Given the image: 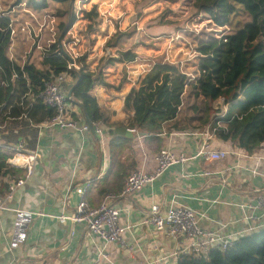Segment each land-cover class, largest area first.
<instances>
[{"label": "crops", "instance_id": "obj_1", "mask_svg": "<svg viewBox=\"0 0 264 264\" xmlns=\"http://www.w3.org/2000/svg\"><path fill=\"white\" fill-rule=\"evenodd\" d=\"M133 62L125 63L126 66L121 68L126 78L119 88L115 86L122 75L120 78L117 73L110 76L111 66H108L102 72L106 77L104 80L112 87L97 85L91 91L108 123L125 119L123 98L138 76L150 67L147 64L127 67ZM194 72L195 75L189 74V84L197 77L196 70ZM194 92L190 86L185 88L172 121L181 130H169L165 124L159 135V147L155 143L143 145L140 137L132 132V141L122 150L121 159L130 165L129 170L141 168L147 175L154 171V156L159 149L166 148L188 157L183 163L170 165L134 196H122L112 202L119 209L118 222L129 227L123 234V245L105 244L89 234L83 223L58 222L55 218L56 215H69L73 210L80 198L74 191L78 187H84L82 198L89 207L102 201L103 196L97 192L96 185L109 168L107 141L111 136L103 132L99 142L88 131L45 130L31 126L26 119L5 120L0 125V140L11 145L22 143L27 152L37 154V159L32 164L31 174L3 203L13 200L17 210H0V264H143L149 261L170 264L174 261L170 253L184 246L185 240L181 236L170 238L144 222L152 205H156L161 213L173 206L188 207L198 216L200 230L224 237L252 232L253 229L247 230L244 217L251 212L249 205L264 201V160L258 158L264 155V143L247 153L212 133L206 141L209 149L226 151L227 156L209 160L197 155L212 116L206 124H200L203 117L199 116L193 103L203 101L193 98ZM185 100L189 104L184 113L191 114L189 119L195 121L188 126H184L185 120L180 117ZM113 103L117 104L116 108H111ZM98 127L106 126L100 124ZM0 152L10 155L2 149ZM12 177H0V201L7 193L8 185L15 182L10 179ZM106 179L110 180V176ZM120 191L107 195L117 196ZM18 212H29L31 217H21ZM35 213L43 215L35 216ZM253 214L264 226L261 210H254Z\"/></svg>", "mask_w": 264, "mask_h": 264}, {"label": "trees", "instance_id": "obj_2", "mask_svg": "<svg viewBox=\"0 0 264 264\" xmlns=\"http://www.w3.org/2000/svg\"><path fill=\"white\" fill-rule=\"evenodd\" d=\"M47 1L19 0L17 4L23 2L26 9L36 12L45 8ZM50 1L64 7L67 22L58 26V37L62 39L66 29L74 22L71 10L75 0ZM193 7L216 27H225L230 31L219 38L197 43V77L194 82L188 83V77L178 64L155 61L138 76L124 96L122 112L126 114L125 119L108 123L91 91L97 85L112 87L104 80L102 69L115 63L133 62L136 55L130 51L119 52L116 59L105 58L102 64L96 65L95 71L89 70L85 59L80 57L76 61L78 69L67 71L73 80L67 88L70 90L76 83L71 96L79 106L83 119L86 118L90 124L133 130L135 134H142L139 139L143 145L155 143L159 147V135L165 124H168L169 130L182 129L172 121L181 105L185 88L190 86L191 91L195 90L192 97L203 101L200 102L204 109L201 125L208 121L210 104L218 99L223 100V117L217 120L223 127L215 128L213 134L216 137L232 142L236 148L247 153L264 143V0H194ZM85 16L93 21L96 17L95 8L85 13ZM239 17L248 20L240 22ZM7 23V17H0V125L7 119H16L23 111L29 122L38 124L48 120L52 112L41 104L37 95L45 82L53 81L58 74L66 72L67 59L57 54L56 43L50 45L37 62L27 60L18 66L9 61L5 56ZM126 35L116 36L107 45L115 47ZM12 74L17 79L10 81ZM122 82L124 78L119 80L115 88H119ZM24 95L28 96L30 105L26 104L23 110L16 102ZM106 135L111 136L107 141L109 168L96 185L103 199L105 195L117 194L121 190L122 179L130 168L121 159V154L132 141V137ZM6 158L0 152V175L14 176L10 178L13 181L22 179L25 170L6 165ZM107 176H110V180L106 179ZM171 264H264V229L237 238L223 251L211 249L197 257L178 255Z\"/></svg>", "mask_w": 264, "mask_h": 264}, {"label": "rangeland", "instance_id": "obj_3", "mask_svg": "<svg viewBox=\"0 0 264 264\" xmlns=\"http://www.w3.org/2000/svg\"><path fill=\"white\" fill-rule=\"evenodd\" d=\"M18 1L0 0V14L3 13L13 24L21 21L20 23L27 22L33 27L36 21L39 23L44 21L47 24L48 18H52V25L41 30L37 45L42 49L57 43L58 47L60 40L68 41L72 53L76 54L78 59L83 57L91 71H95L96 65L102 64L105 58L116 59L119 52L130 51L136 58L133 64L127 67L164 61L178 64L189 78V74L195 75L198 61V53L195 51L197 43L230 33L227 28L216 27L204 14L198 13L193 7L194 0H75L71 10L74 22L66 29L61 39L58 37V26L67 22L62 5L48 0L45 8L31 12L26 9L25 4L24 6L17 4ZM93 7L96 17L91 21L86 18L85 13ZM29 13H32L33 18ZM239 19L240 22L248 20L246 17ZM36 28L34 27L35 30ZM49 28L54 31L52 38L47 31ZM121 34L127 35L121 38L115 47L107 45ZM50 40L53 43L48 44L47 41ZM7 46L5 56L12 57L11 62L18 66H22L27 60L37 62L41 56L39 50L34 49L35 45L32 47V41L25 35H18L15 38L10 51L11 56L9 52L7 53ZM124 66L125 63H115L111 66L110 76L117 73L120 78L121 68ZM121 78H126V73ZM188 104L189 101L185 100L180 108V117L185 120L184 126L195 122L189 119L191 114L184 113V108ZM193 104L200 107L196 108V111L203 117L204 109L201 108L200 102ZM116 107V103L111 105V108ZM223 108H225L223 100L218 99L210 104L208 113L215 120L223 113ZM197 117L196 115L195 119ZM2 143L0 140V144ZM4 176L7 175H0Z\"/></svg>", "mask_w": 264, "mask_h": 264}, {"label": "built area", "instance_id": "obj_4", "mask_svg": "<svg viewBox=\"0 0 264 264\" xmlns=\"http://www.w3.org/2000/svg\"><path fill=\"white\" fill-rule=\"evenodd\" d=\"M19 5L24 6V3H20ZM29 14L30 17L33 16L32 13ZM0 17L5 16L3 13H1ZM48 19L49 21L47 24L44 21L41 23L36 21L34 26L37 27L36 30L30 23H20L21 21H18L16 24H13V22L8 19L6 33L8 34V40H10L11 43H9L7 46V53L9 52L11 56L10 51L14 40L18 35H25V37L30 39L32 41V47L35 45L34 49H38L41 56L46 53L49 47L47 46V48L40 49L41 47H39L37 44L39 42L38 39L41 30L45 29V26H51L53 23L52 18ZM47 31L50 33L52 38L54 31L51 28H49ZM33 41H35V44ZM47 43L51 44L53 41L50 40L47 41ZM72 52L73 51L70 49L68 41H59L57 54L63 55L67 59L65 65L66 72L58 74L53 81L45 82L41 91L37 95V99L41 102V104L44 107L50 109L52 112L50 118L48 120L42 121L41 123L34 124L28 121L26 118V113L23 111L16 119H26L31 126L45 130L69 129L78 132H87L88 127L82 118L79 106L75 103L71 93L68 94L69 89L63 88L65 85L70 87L73 81L67 71L78 69V65L76 63L78 56ZM11 58L12 57H8L7 59L11 61ZM21 77L24 78V75L22 74ZM15 79H17V76L12 74L10 81ZM190 80L191 79H188V82ZM28 99L29 98L26 95L21 96L16 102V105L21 106V109L24 110L26 108V104L30 105ZM24 103L25 105H23ZM218 116L219 117H216L215 120L214 118L211 119V122L208 126L209 133L206 132L204 134L205 140L202 142L197 153V155H202L204 158L209 160H221L228 154L226 151L209 149L208 143L206 142L208 139H210V134L215 131V128L223 127V125L217 121L223 117V113ZM213 123L215 125L214 127H211ZM91 125L94 129V135L100 142V138L103 136V131L98 127L99 124L93 123ZM130 131L134 132L133 130ZM0 147L2 151L8 152L10 154L5 160L6 165L25 170V174L22 179H18L8 185L7 193L3 197L2 201H0L1 210L4 208L3 203L10 198L11 192L16 187L21 186L25 179L31 174L32 164L37 159V154L34 151L27 152V150L24 149L22 143L11 145L10 143L5 142L0 144ZM258 158L264 160V155ZM187 159L188 157H185L182 153L176 154L166 148L159 149L154 156L155 166L152 175L145 174L141 168H135L129 171L123 182L120 194L117 196L106 195L104 199L95 207H89L87 205V203L82 198L84 187H78L74 191L80 196V198L76 202L73 210L69 215H56L55 218L58 222H64L67 220L70 223H83L89 234L100 239L105 244L116 243L123 245L125 244L123 234L129 229V227L126 225L122 226L118 222L119 209L113 206L112 202L122 196H134L144 184L152 181L153 178L157 177L170 165L175 163H183ZM206 174L207 173H205V175ZM86 187L87 184H85V188ZM248 208L251 210V212L244 217L248 224L247 230L262 227L263 224L260 225L258 223L259 218L253 214V211L260 209V215L264 216V201L259 200L256 204L249 205ZM18 215L25 218L31 217V213L29 212H18ZM42 215V213H35V216ZM197 219L198 216L196 213L185 206H173L167 208L163 213H161L156 205H152L149 208L144 222L151 225L156 231L164 232L170 238L174 239L180 236L184 238V246L172 251L169 255L174 261L178 255H193L197 257L207 253L211 249L223 251L232 243V241H234L233 237L236 236L235 233L224 237L209 231L200 230L197 225ZM143 264L154 263L149 261Z\"/></svg>", "mask_w": 264, "mask_h": 264}, {"label": "water", "instance_id": "obj_5", "mask_svg": "<svg viewBox=\"0 0 264 264\" xmlns=\"http://www.w3.org/2000/svg\"><path fill=\"white\" fill-rule=\"evenodd\" d=\"M76 83H74L73 86H75ZM73 86L72 88L69 90L68 94L71 93L72 89H73ZM84 122L86 124V126L88 127V133L91 134L92 137H94V129L92 127V125L90 124V122L84 118ZM101 129V128H100ZM105 134H112V135H115V136H123V137H131L132 136V132L129 130V129H125V128H122V127H105V128H102L101 129ZM138 137L142 136V134H136ZM14 199V198H13ZM17 207H14V202L12 200L11 203H7V204H4V209L6 210H17L16 209ZM260 229H264V226L260 227V228H256V229H253L252 232H257L258 230ZM241 236L239 235H236L233 237V240H236L237 238H239ZM8 253H5V255H7Z\"/></svg>", "mask_w": 264, "mask_h": 264}]
</instances>
